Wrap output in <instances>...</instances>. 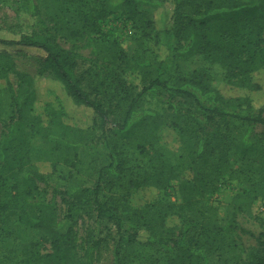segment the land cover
<instances>
[{"label": "trees", "instance_id": "obj_1", "mask_svg": "<svg viewBox=\"0 0 264 264\" xmlns=\"http://www.w3.org/2000/svg\"><path fill=\"white\" fill-rule=\"evenodd\" d=\"M49 1L21 0L23 10L19 15H24L26 21L20 35L0 30V46L5 47L0 49V84L4 85L0 88V102L7 101L14 111L4 129H0V211L42 232L43 240L50 245L45 254L35 250L39 243L25 244L10 253H20L19 264H95L104 239L88 234L80 245L73 226L66 229L58 217L57 200L67 206L71 219L80 216L115 227L114 264H132L141 248L147 247L174 252L170 264H203L216 251L239 249L231 223L220 226L208 219L186 223L174 231L167 226L174 205L153 202L143 208L132 207L129 199L133 189L153 185L167 192L176 188L171 184L179 177L175 168L160 161L154 172L138 178L130 176L125 181L129 172L126 160L108 140V132L113 124L118 134L129 137L136 127L156 115L141 109L143 99L159 98L171 112L173 128L190 150L192 178L183 180L186 182L181 187L185 205L192 207L209 192L211 176L221 169L220 154L227 156V139H240L237 151L248 157L255 150L254 129L264 128V107L248 95L228 96L222 91V86L251 93L262 90L254 74L264 71V0H174L169 19H162L163 29L158 28L155 13L164 5L157 0H69L76 5L73 11L68 0H62L66 5L58 13L42 7ZM143 5L155 7L148 19L141 12ZM116 6L121 8V21L133 25L143 22L140 28L143 37L151 42L152 62L145 60L133 66L122 50L110 56L100 53L95 37L101 34ZM162 35L168 43L162 42ZM58 38L72 41L71 49L63 48ZM87 48L89 57L82 52ZM23 51L37 60V72L18 73L15 91L8 75L15 68L14 53ZM195 52L223 64L227 71L224 80L218 82L203 72L174 83L164 80L173 54L188 57ZM80 60L92 62L93 81L87 83L90 91L84 79L77 76ZM134 68L138 73H134ZM132 73L139 82L131 77ZM43 82L57 91L66 105H71L70 108L61 102H48L43 113L35 115L37 133L55 146L59 162L74 168L79 152L94 144L96 134L106 139L110 149V163L101 168L94 186L73 181L65 189L53 187L50 202L40 199L39 191L41 185H49L56 166L50 164L53 171L43 173L39 163L30 159L24 129L27 114L34 113ZM109 97L113 105L107 107ZM79 116L85 125L78 121ZM73 119L75 122L69 123ZM236 125L245 128L240 137L233 136L232 127ZM261 171L264 178V165ZM108 176L121 181L120 185L126 184L122 202L104 198L103 183ZM10 177L18 181L5 190ZM192 228L196 229L193 235ZM128 253L133 254L129 263ZM235 259L236 264H264V253H236Z\"/></svg>", "mask_w": 264, "mask_h": 264}, {"label": "rangeland", "instance_id": "obj_2", "mask_svg": "<svg viewBox=\"0 0 264 264\" xmlns=\"http://www.w3.org/2000/svg\"><path fill=\"white\" fill-rule=\"evenodd\" d=\"M91 1V0H86ZM164 6L156 11L155 18L158 28H164L163 18L169 19L170 14L175 6L174 0H157ZM54 2L50 0L47 5H42L47 11H60L63 5L62 0ZM73 11L76 5L72 1L67 5ZM62 6V7H61ZM155 9L151 5H143L141 12L150 17ZM23 10L21 0H0V30L7 34L20 35L23 30V23L26 21L24 15L19 13ZM114 13L111 18L103 26L101 34L95 37V41L103 56H110L117 50H122L130 59L133 66L137 62L152 60L150 47L151 42L143 37V22L139 24L126 23L120 20L121 8L116 6L113 8ZM67 27L66 25H64ZM164 43H168L165 35L161 36ZM58 43L65 49H71L69 39H57ZM86 38L82 41L85 43ZM177 45V41H173ZM1 48H5L0 46ZM83 54L90 56V49H84ZM15 68L9 73V81L15 91L18 88V73L35 75L37 72V60L31 53L17 52L14 53ZM167 75L164 80L169 83L177 82L183 78H187L195 72H203L214 78L218 82L224 80L227 71L223 64L215 62L208 58L202 52H195L188 57H180L173 54L167 62ZM92 62L89 60H80L77 68V76L84 79L83 83L87 90L88 82L93 81L90 75ZM134 73L138 70L134 68ZM136 74L132 73L131 77ZM139 82V79L135 77ZM254 80L262 85L260 92H247L242 90H233L226 86H222V91L228 96L248 95L260 107H264V71L254 74ZM94 85V84H92ZM0 84V88H3ZM111 97L106 99L107 107L113 105ZM61 102L65 106L66 100L59 97L57 91L51 89L47 82L41 83L38 91V100L34 106V113H28L25 119V131L28 144V156L33 162L39 163L40 170L43 173H51L53 170L49 165L56 166V172L49 181V185H41L39 197L43 201L50 202L52 199L53 187L65 189L69 182H78L84 186H94L100 176L102 167L110 163L109 147L106 139L96 134L94 144L81 149L78 154L74 168H68L59 162L60 156L52 143L43 140L38 131V120L35 115L43 113L46 103ZM142 110H151L156 113L155 116L149 117L145 124L136 127L131 135L127 138L122 137L117 132V128L113 124L109 125L108 140L112 143L114 149L122 155L126 160L125 165L129 170L128 177H141L145 173H152L156 170L160 161L165 162L169 166L175 168L178 179L174 180L171 185L175 184L176 188L167 192L150 185L143 189H133L129 199L130 205L134 208H143L149 203L161 202L163 206L168 204L174 205L173 211L167 219V226L173 228L174 231L181 228L189 222L198 223L200 221L214 219L217 225L224 226L227 223L232 225V236L236 240L239 249L232 248L223 251L214 252L203 264H236V253H249L259 250L264 253V178L262 177V166L264 165V128L256 127L254 129L255 147L252 154L243 157L237 151V143L240 139H227L228 146L225 147L227 156L220 154L221 169L216 173L214 171L211 176L210 190L192 207H187L184 203L185 191H182L181 184L192 178V172L189 170L191 163L190 150L181 140L180 134L172 126L171 112L167 110V106L156 97L147 96L141 104ZM10 104L2 100L0 102V129H4L5 124L13 115ZM74 116V112H71ZM69 115V114H68ZM81 116L78 121L81 122ZM113 118V117H112ZM75 120L73 119V123ZM85 125V121L81 122ZM233 136L240 137L245 128L242 126L232 127ZM18 178H8L5 183V190L11 189ZM122 182L108 176L103 183L104 198L113 197V202H122L123 196L127 190L126 184L120 185ZM170 189V188H169ZM10 198H4L9 201ZM3 198L0 197V206ZM8 212L0 211V264H19L22 256L20 253H10L14 249H19L25 244L39 243L35 250L45 254L49 251L50 245L43 240L44 234L37 230H32L22 224L18 217H8ZM57 215L60 220L66 224V229L73 226L77 240L80 245L83 244L88 234H92L94 238L104 239L101 251L96 257L95 264H114V247L116 241V229L109 222H100L97 220H89L80 216L71 219L67 214V206L57 200ZM192 231V232H191ZM196 229L192 228L190 234L193 235ZM82 248V246H81ZM245 251V252H244ZM129 261L133 256L132 253L127 254ZM137 259L132 264H170L174 259L175 253L165 251L160 248H146L136 254ZM79 264H81L79 262Z\"/></svg>", "mask_w": 264, "mask_h": 264}]
</instances>
